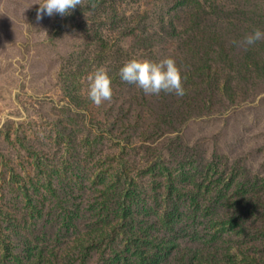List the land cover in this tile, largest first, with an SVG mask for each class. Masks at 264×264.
<instances>
[{
    "label": "rangeland",
    "instance_id": "obj_1",
    "mask_svg": "<svg viewBox=\"0 0 264 264\" xmlns=\"http://www.w3.org/2000/svg\"><path fill=\"white\" fill-rule=\"evenodd\" d=\"M41 2L0 0V264H264V0ZM165 56L183 96L121 80Z\"/></svg>",
    "mask_w": 264,
    "mask_h": 264
},
{
    "label": "clouds",
    "instance_id": "obj_2",
    "mask_svg": "<svg viewBox=\"0 0 264 264\" xmlns=\"http://www.w3.org/2000/svg\"><path fill=\"white\" fill-rule=\"evenodd\" d=\"M81 0H42L37 9V19L44 15L69 13ZM264 39V30L259 27L247 33L241 41H233L237 46L254 45ZM123 81L134 83L145 95H158L161 92L183 96L186 92L183 81L186 78L182 65L176 57L165 56L159 60L149 58H131L119 69ZM87 96L96 105L112 96V77L104 66L97 67L88 75Z\"/></svg>",
    "mask_w": 264,
    "mask_h": 264
},
{
    "label": "trees",
    "instance_id": "obj_3",
    "mask_svg": "<svg viewBox=\"0 0 264 264\" xmlns=\"http://www.w3.org/2000/svg\"><path fill=\"white\" fill-rule=\"evenodd\" d=\"M164 240L161 239V241H157L155 242V244L153 246H156V252H154L153 254H151V256L148 258L149 260H143V263L140 262V264H164L167 263L166 261L164 262V254H165V250H166V246L165 244H172V242H166ZM165 243V244H164ZM160 250L159 252L157 251ZM166 260V259H165ZM136 264V263H134Z\"/></svg>",
    "mask_w": 264,
    "mask_h": 264
}]
</instances>
